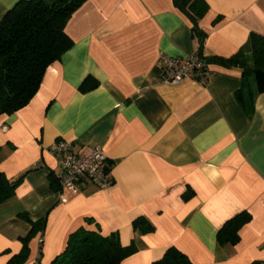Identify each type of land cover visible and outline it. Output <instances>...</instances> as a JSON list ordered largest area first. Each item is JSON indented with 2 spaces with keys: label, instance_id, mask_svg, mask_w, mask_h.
<instances>
[{
  "label": "crops",
  "instance_id": "crops-1",
  "mask_svg": "<svg viewBox=\"0 0 264 264\" xmlns=\"http://www.w3.org/2000/svg\"><path fill=\"white\" fill-rule=\"evenodd\" d=\"M17 1L0 0V19ZM206 2L203 56L228 57L251 32L264 35V0ZM191 26L172 0H85L73 11L64 29L70 48L47 67L27 105L0 117V170L23 175L0 205V264L31 229L23 213L45 224L23 264H49L81 226L134 245L121 264H152L169 247L191 264L264 260V91L240 90L239 67L212 69L206 86L161 80L160 53L199 52ZM87 76L98 85L81 92ZM60 138L79 154L101 146L111 184L85 178L79 192L62 190L49 150ZM241 212L250 219L238 241L220 244L219 228ZM139 217L151 232L135 229Z\"/></svg>",
  "mask_w": 264,
  "mask_h": 264
},
{
  "label": "trees",
  "instance_id": "trees-1",
  "mask_svg": "<svg viewBox=\"0 0 264 264\" xmlns=\"http://www.w3.org/2000/svg\"><path fill=\"white\" fill-rule=\"evenodd\" d=\"M85 0H18L0 19V117L7 116L29 103L38 91L47 67L58 60L72 45L65 32V25L73 11ZM191 22L193 35L197 38L198 54L206 60L209 68H241L242 87L252 97L254 90L264 91V35L251 32L247 42L234 54L205 57L201 49L205 32L199 28V20L207 12L206 0H172ZM250 80L253 86H250ZM98 81L87 76L80 84L81 92L97 87ZM255 88V89H254ZM241 100V92H237ZM23 175L9 179L0 170V205L10 201ZM58 183L57 179L54 181ZM52 186V183H51ZM57 185L54 187V189ZM21 216L31 224L29 233L22 237L21 250L6 264H23L28 257L29 239L44 229V220L31 221L26 214ZM250 215L241 212L227 220L217 232L220 244H234L238 231L249 221ZM135 229L146 233L153 225L144 217L133 221ZM137 251L134 245L123 246L116 233L104 235L99 227L89 230L79 227L69 233L64 249L49 264H121ZM37 264H41L38 262ZM152 264H191L185 254L169 247L164 255Z\"/></svg>",
  "mask_w": 264,
  "mask_h": 264
},
{
  "label": "built area",
  "instance_id": "built-area-1",
  "mask_svg": "<svg viewBox=\"0 0 264 264\" xmlns=\"http://www.w3.org/2000/svg\"><path fill=\"white\" fill-rule=\"evenodd\" d=\"M158 65L160 78L169 83L183 79H193L201 85H208L215 71L198 53L183 57L159 54ZM60 168L59 184L62 190L77 193L83 179L88 178L100 187H108L112 177L108 172L107 157L99 145H95L86 154L74 152L72 142L64 139L55 140L49 147ZM256 264H264V260Z\"/></svg>",
  "mask_w": 264,
  "mask_h": 264
}]
</instances>
